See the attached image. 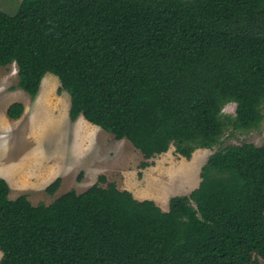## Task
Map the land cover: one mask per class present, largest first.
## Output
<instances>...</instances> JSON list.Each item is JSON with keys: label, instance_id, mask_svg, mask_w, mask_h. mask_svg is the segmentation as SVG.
Masks as SVG:
<instances>
[{"label": "trees", "instance_id": "1", "mask_svg": "<svg viewBox=\"0 0 264 264\" xmlns=\"http://www.w3.org/2000/svg\"><path fill=\"white\" fill-rule=\"evenodd\" d=\"M12 62L31 98L55 74L71 120L145 159L171 144L188 158L264 118V0H20L0 8V66ZM23 110L13 101L6 115ZM199 175L167 210L103 174L48 204L10 198L0 176V264H263L264 141L213 151Z\"/></svg>", "mask_w": 264, "mask_h": 264}, {"label": "rangeland", "instance_id": "2", "mask_svg": "<svg viewBox=\"0 0 264 264\" xmlns=\"http://www.w3.org/2000/svg\"><path fill=\"white\" fill-rule=\"evenodd\" d=\"M19 2L0 0V8L13 13ZM12 29L17 35L18 27L13 25ZM17 82L14 62L0 66V176L7 175L10 180L9 197L26 193L33 204H48L71 188L80 193L103 174L107 181L115 182L119 189H128L134 197L165 205L171 196L188 194L198 185L200 168L213 151L233 143L259 145L264 141L263 118L255 129H227L215 146L198 147L188 158L171 144L167 151L145 159L129 140L115 138L83 116L71 120L69 94L66 90L57 92L59 81L55 74H45L34 98L16 87ZM13 101L24 106L16 119L6 115ZM235 107L234 102H229L222 111L233 115ZM144 160L148 164L142 167ZM58 176V188L48 193L45 187Z\"/></svg>", "mask_w": 264, "mask_h": 264}, {"label": "crops", "instance_id": "3", "mask_svg": "<svg viewBox=\"0 0 264 264\" xmlns=\"http://www.w3.org/2000/svg\"><path fill=\"white\" fill-rule=\"evenodd\" d=\"M48 73V72H47ZM45 76V75H44ZM43 76V77H44ZM48 78V77H47ZM43 79V78H42ZM51 85V84H50ZM20 89V88H19ZM40 92V88H39V91H38V93ZM80 116H82V115H80ZM79 116V117H80ZM78 119V118H77ZM76 119V120H77ZM3 176V178H6L8 181L7 182H10V180H9V178H8V176L7 175H2ZM8 184H10V183H8ZM10 187V186H9ZM88 187V186H87ZM85 189V188H84ZM9 196H10V190H9V194H8ZM11 198V197H10ZM163 210H167L168 209V203H166L165 205H160V204H158Z\"/></svg>", "mask_w": 264, "mask_h": 264}]
</instances>
